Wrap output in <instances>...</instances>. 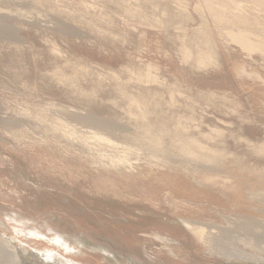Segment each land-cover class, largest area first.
<instances>
[{
  "label": "rangeland",
  "instance_id": "374dc122",
  "mask_svg": "<svg viewBox=\"0 0 264 264\" xmlns=\"http://www.w3.org/2000/svg\"><path fill=\"white\" fill-rule=\"evenodd\" d=\"M263 2L0 0V235L41 258L21 264H264ZM236 4L237 26L213 13Z\"/></svg>",
  "mask_w": 264,
  "mask_h": 264
},
{
  "label": "bare ground",
  "instance_id": "6f19581e",
  "mask_svg": "<svg viewBox=\"0 0 264 264\" xmlns=\"http://www.w3.org/2000/svg\"><path fill=\"white\" fill-rule=\"evenodd\" d=\"M264 3V2H263ZM231 9V8H230ZM230 9H226V10H229L227 14H225V10L222 11V12H216L214 11L213 13L216 15H220L219 17H221L223 20H225L226 18H230V17H233L232 20L228 21L229 23H232L234 25H238V21L240 20L239 17H237L235 14L237 13L236 11H239V6L238 4L232 6V10ZM227 22V23H228ZM237 32H227L229 36H231L235 43L239 44L243 49H249L251 50L253 48L252 44L254 45V43H250L249 39L245 32L244 29H236ZM250 34V33H249ZM254 34V33H253ZM257 44V43H256ZM255 44V45H256ZM257 46V45H256ZM259 46V45H258ZM257 48V47H256ZM261 48V47H260ZM262 49V48H261ZM148 68V67H147ZM183 141V140H182ZM195 145L196 147H198V144H196V142L194 140H184L183 141V147H187V146H191V145ZM200 146V145H199ZM181 147V146H179ZM188 148V147H187ZM194 148V147H193ZM199 148H202L201 146ZM189 149V148H188ZM192 149V147H191ZM184 150V149H183ZM200 150V149H199ZM205 151V150H204ZM185 152V151H184ZM191 152V151H190ZM207 152V150H206ZM210 152V151H209ZM192 153V152H191ZM194 153V152H193ZM190 154V153H189ZM216 155V154H215ZM221 156V155H220ZM184 224H187V226L194 230V231H198L199 233H202L203 229H201V227H198V225H202V224H207V223H200L198 225H193L192 222H190L189 220H185L183 221ZM197 224V223H195ZM28 257L29 260L32 262V259H36V260H40L41 258L34 255L33 253L27 251L26 249L22 248V247H16L13 245L12 241L8 238H5L3 236L0 235V264H21L20 262V258L23 259V257L25 258ZM240 256H244V255H238L237 257H233V260H237V262L239 261V263L241 262L240 260H245V259H242V257ZM229 259H232V257H228ZM235 258V259H234ZM241 258V259H240ZM245 258V257H244ZM47 259V258H46ZM251 259V258H250ZM249 260V259H248ZM252 260V259H251ZM254 260V259H253ZM41 261V260H40ZM43 261V260H42ZM50 261V259H49ZM23 264V263H22ZM240 264H245L244 262L243 263H240Z\"/></svg>",
  "mask_w": 264,
  "mask_h": 264
}]
</instances>
